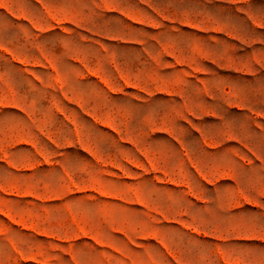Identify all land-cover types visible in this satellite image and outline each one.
<instances>
[{"label": "rangeland", "instance_id": "374dc122", "mask_svg": "<svg viewBox=\"0 0 264 264\" xmlns=\"http://www.w3.org/2000/svg\"><path fill=\"white\" fill-rule=\"evenodd\" d=\"M0 264H264V0H0Z\"/></svg>", "mask_w": 264, "mask_h": 264}]
</instances>
